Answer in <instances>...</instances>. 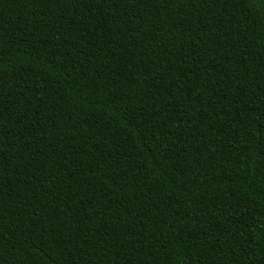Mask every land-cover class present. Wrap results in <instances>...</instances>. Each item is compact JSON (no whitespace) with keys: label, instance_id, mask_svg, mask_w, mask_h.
I'll return each instance as SVG.
<instances>
[{"label":"trees","instance_id":"1","mask_svg":"<svg viewBox=\"0 0 264 264\" xmlns=\"http://www.w3.org/2000/svg\"><path fill=\"white\" fill-rule=\"evenodd\" d=\"M0 264H264V0H0Z\"/></svg>","mask_w":264,"mask_h":264}]
</instances>
